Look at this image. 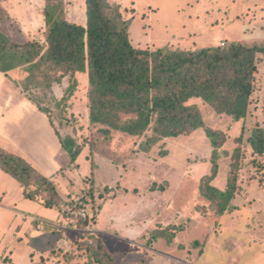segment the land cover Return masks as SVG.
I'll return each instance as SVG.
<instances>
[{
  "label": "rangeland",
  "instance_id": "rangeland-1",
  "mask_svg": "<svg viewBox=\"0 0 264 264\" xmlns=\"http://www.w3.org/2000/svg\"><path fill=\"white\" fill-rule=\"evenodd\" d=\"M70 1L77 5L72 12L80 17L82 10L77 7L81 8V0ZM108 1L117 5L123 17L130 20V41L141 48L192 49L213 47L231 40L256 42L259 40L253 31L256 28H248L254 23L250 19L264 17V0ZM44 5L45 0H0V26L13 41L42 40ZM24 75L20 68L10 71L8 76L0 73V120L4 118V106H14L17 97L27 101L25 105L16 103L13 110L18 121L4 127L11 131L9 134L14 136L15 130L18 136L34 131L40 132L39 136L45 140L47 134L43 135L42 131L48 117L60 136L73 135L85 147L90 146L92 152L114 159L124 168L118 185L113 184L111 188L106 185V190L102 185L93 205L86 203L89 214L95 211L97 216L102 203L115 198L122 219L130 204L121 200L123 194L125 198H173V211L166 213L169 217L165 214L151 216L150 220L145 219L146 224L141 218L134 220L137 230L150 226L139 239L142 245H149L143 248L114 235L100 237V233L94 231L97 219L87 231L81 222L65 214L59 215L55 208L24 198L18 183L0 171V264H88L90 239L86 234L89 232L102 239L115 264H264V152L254 153L248 142L254 128L260 127L264 132L263 92L253 94L247 115L238 121L216 113L200 98L189 101L199 108L204 126L220 131L225 138L218 149V172L212 185L224 189L228 177L231 174L236 177L237 190L231 200L234 208L221 215L199 190L201 179L211 173L212 167V146L204 128L165 138L145 153L139 145L151 131L131 136L112 130L105 138L98 126L89 124L86 74L78 73L75 78L66 75L60 83L53 84L51 90L31 91L32 98L42 108H47L44 113L27 99L29 93L17 86L16 81ZM74 80V91L66 101H59ZM40 137L34 138L32 143H37ZM19 146L28 155L35 147L25 136ZM236 147L241 149V155L239 168L233 173L231 163ZM164 150L167 154L161 156ZM50 155L57 167L69 162L66 152L65 157L59 153ZM100 169L99 177L104 179L108 174ZM87 178L78 181L70 175L58 186L65 197L74 200L87 189ZM45 195L43 192L42 196ZM162 203L155 201L153 207ZM108 210L104 216H108ZM119 222L126 226L123 221ZM108 224L104 219L100 229H107ZM153 225L156 229L151 228ZM50 227L54 229L46 232ZM164 244H168L167 247Z\"/></svg>",
  "mask_w": 264,
  "mask_h": 264
},
{
  "label": "trees",
  "instance_id": "trees-1",
  "mask_svg": "<svg viewBox=\"0 0 264 264\" xmlns=\"http://www.w3.org/2000/svg\"><path fill=\"white\" fill-rule=\"evenodd\" d=\"M64 5V0H45L43 40L16 42L0 26V73L8 76L10 71L22 69L25 75L16 84L29 93L27 99L43 113L47 108L32 98L31 91L51 90L66 75L75 78L78 73L86 74L89 124L98 126L105 138L112 130L131 136L151 131L139 145L145 153L165 138L204 128L212 146V167L211 173L201 179L199 190L218 214L231 211L237 190L235 175L228 177L224 189L211 183L218 172V149L225 138L220 131L204 126L199 108L189 101L200 98L218 114H226L235 121L244 118L253 94H264V39L249 44L232 40L224 45L192 49L135 47L129 38L130 20L123 17L117 5L108 0H85V26L68 21ZM74 83L75 80L59 101L68 99ZM54 133L68 155V163L73 164L85 146L73 135L60 136L56 130ZM248 142L254 153L262 154V128H254ZM90 149L89 184L74 200L62 197L54 181L24 155L1 145L0 171L18 183L24 198L55 208L61 216H70L90 231L97 219L93 208L91 217L76 214L80 204H92L100 196L101 186H95L93 179L97 152ZM166 154L165 150L160 152L161 156ZM240 155L241 149L236 147L231 163L233 173L239 168ZM86 236L90 239L88 264H115L100 237L90 232Z\"/></svg>",
  "mask_w": 264,
  "mask_h": 264
},
{
  "label": "crops",
  "instance_id": "crops-1",
  "mask_svg": "<svg viewBox=\"0 0 264 264\" xmlns=\"http://www.w3.org/2000/svg\"><path fill=\"white\" fill-rule=\"evenodd\" d=\"M64 4H65L64 6H65L66 19L70 22L85 26L86 25L85 0H81V4H82L81 8L79 6L77 7L80 10H82L80 17H78L77 14H76L77 16L76 17L74 14L75 12L74 13L72 12V10H74V8L77 5L72 4V1L69 2V0H64ZM254 17L250 19V21L252 20L254 21V23H252V27H248V28H252V29L256 28L253 30L255 36L259 38V40H263L264 39V29H263L264 28V17H261V18H258L259 16H254ZM44 25H45V22H44ZM245 32L249 34L248 31H245ZM43 39L44 38H42V40ZM15 98H16V95H15ZM16 99L18 100L16 101V103L20 102L23 105H25V103L27 102L25 99L21 97H17ZM16 103L14 104V106H10V107L4 106L3 108L4 110L2 111V116L4 118H1L0 120V130H1L0 131V145L6 149L15 150L16 152H19L22 155H24L43 175L49 177L50 179L54 181V183L57 186L58 192L60 193L62 197H64L65 195L63 194V192H61V189L58 186V183L61 182L64 177L68 178L70 175H72L76 177L78 181L80 179L82 180V178L90 177L91 168H90V161L88 159V157L90 156L89 147L88 146L83 147L81 154L77 157V160L73 164H69L67 162L63 166L57 167L58 165H55L52 162L51 159L53 157L50 154L54 153V155H57L59 153L60 155H64L65 151L62 149L59 143V140L56 134L54 133V130L47 118H46L47 122L44 124V126L46 125L45 131H42V132H45V133H42L43 135L47 134V137L44 136L45 140H43L39 136L40 132L29 131V132H25V135L24 133H22V134H19L18 136L15 130L13 132L15 135L13 136L9 134V132L11 131L6 130L4 128L8 124L15 125L16 122L18 121L17 120L18 117L14 115L15 110H13L16 107L15 106ZM24 136L27 142L35 146L33 148V151L30 153V155H28L19 146V143H22L24 141ZM37 136L40 137L39 141L37 143H32V140L36 138ZM94 161L96 164V167L93 170V173H94L93 179H94L95 186L102 187V185L104 186L108 185L111 188L113 184L116 186L118 185L117 183L118 181H122V178H123L122 175H124L125 172H124V168L122 167L121 164L118 163V161L114 159H109L97 153L95 154ZM70 166H75V167L71 168ZM100 168H103L105 172L108 174L106 177H104V179H101V177H99V172L101 170ZM78 172L80 173L79 175H78ZM120 185H122L121 182H120ZM75 188H78V185H75ZM114 199L115 198H111L102 203L101 208L97 212V223L94 226L95 228L94 231L95 232L97 231L98 233H100L99 234L100 237H102L103 234L114 235L116 237H119L123 241L124 240L130 241L132 245L140 246V247L144 246L143 248L149 245H145V244L142 245L141 243H139V239L143 235H145L147 230L150 229L149 228L150 226L148 228L145 227V229L143 230H137L134 228V226L137 224V222H134V220L135 219L139 220L141 218L144 220L143 221L144 224H146L147 218L150 220L152 217L154 216L159 217V216H162V214H165V217H169L166 213L173 211V198H125V195L123 194L121 200H125L126 205L128 204V202H130V204L125 208L124 216L121 219L120 218L121 211H119L118 208L115 206L116 201H114ZM155 201H161V203L162 202L163 203L161 205H157L156 207H153ZM108 208H109L108 210L109 214L108 216H104V214L107 213L105 211ZM58 213L60 215L59 211ZM170 216H173V215H170ZM104 219L107 222H109L108 224L109 226H107V229H100V227H103L101 226V224L104 221ZM126 219L128 220L127 224L125 223ZM57 220H59V216ZM119 221H123V223L126 224V226L123 227L122 225H120ZM118 227H121L122 229ZM151 228L156 229V226L153 225V227ZM153 242L158 243L157 240H154ZM164 245L167 247L168 244H164Z\"/></svg>",
  "mask_w": 264,
  "mask_h": 264
},
{
  "label": "built area",
  "instance_id": "built-area-1",
  "mask_svg": "<svg viewBox=\"0 0 264 264\" xmlns=\"http://www.w3.org/2000/svg\"><path fill=\"white\" fill-rule=\"evenodd\" d=\"M221 45H224V42H221L220 43ZM87 204L85 205H82L80 204V206L77 208V211H76V214L81 217V218H86V217H91L92 216V213L89 214L87 208L85 207ZM38 226V225H37Z\"/></svg>",
  "mask_w": 264,
  "mask_h": 264
}]
</instances>
